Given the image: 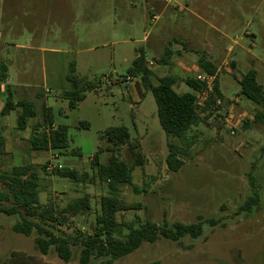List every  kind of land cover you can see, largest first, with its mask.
<instances>
[{
  "label": "rangeland",
  "instance_id": "1",
  "mask_svg": "<svg viewBox=\"0 0 264 264\" xmlns=\"http://www.w3.org/2000/svg\"><path fill=\"white\" fill-rule=\"evenodd\" d=\"M236 14L242 20L231 22ZM167 42L190 43L186 49L193 47L210 58L218 70L222 96L221 105H210L203 123L189 132L190 147L178 142L183 164L175 173L165 164L168 150L151 93L146 92L139 110L152 114L155 124L149 123V130L156 128L153 137L163 144H149L143 126L134 132L135 120L142 118L133 107L138 95L132 85L142 88L140 80L114 84L127 75L138 48L155 70L160 68L156 60ZM24 69L27 74L18 80L16 72ZM249 70L257 73L256 82L264 90V0H0V74L9 79L11 100L32 102L37 115L29 126L38 130L44 126V106L49 108L53 125L67 126L69 148L81 154L77 160L63 153L31 152L28 138L18 134L14 111L0 118L7 127L12 125L10 133H14L3 138L0 132V141L4 139L0 172L35 166L41 178L39 201L51 200L56 214L86 196L90 211L60 218L51 231L60 236L90 233L107 183L98 181L89 159L108 145L103 138L106 129L125 126L139 144L142 164L131 173L132 186H122L118 197L140 208L117 215L120 233H127L128 224H194L200 217L202 234L179 242L159 238L143 243L111 264H264V104L257 107L239 94L238 82ZM71 75L90 82L109 76L107 91L104 86L100 92H86L84 100L69 110L62 94L72 89L67 79ZM176 76H181L178 70ZM257 114L260 118L255 119ZM81 122L88 127L79 128ZM119 154L131 165L134 157L127 147ZM109 155L105 151L100 160L106 162ZM51 160L87 176L81 183L60 178L45 171ZM254 190L259 202L242 211ZM5 204L0 201V206ZM18 220L0 213V264H81L79 247L71 249L69 262L53 248L41 255L35 232L25 237L12 231ZM207 220L216 223L211 226ZM100 261L92 258L88 264Z\"/></svg>",
  "mask_w": 264,
  "mask_h": 264
},
{
  "label": "trees",
  "instance_id": "2",
  "mask_svg": "<svg viewBox=\"0 0 264 264\" xmlns=\"http://www.w3.org/2000/svg\"><path fill=\"white\" fill-rule=\"evenodd\" d=\"M136 55L127 69V75L138 78L144 91L150 92L154 99L158 125L167 139L174 140V142H167L168 154L165 164L169 171L175 173L183 164L179 157L181 148L177 143L180 142L182 146L189 148L190 142L187 140L189 132L204 121L198 117L195 108V93L200 90L201 86L194 79L185 78L182 82L193 93L179 94L174 88L177 78L172 75L158 79L157 84L154 85V74L146 67L144 52L138 48ZM170 56L171 52L166 48L156 62L166 64L169 62ZM197 65L206 74L216 73V67L204 58L199 59ZM256 74L254 70H249L240 79L238 82L239 94L255 106L260 107L264 104V90L256 82ZM4 78V75L0 74V82ZM67 79L72 83V89L63 92L62 98L67 100L69 110H74L77 104L84 100L86 92L96 91L100 84V81H84L75 75L68 76ZM4 93L6 100L0 115L7 116L10 111L18 108L16 129L22 132L28 126L29 121L37 115L34 106L28 100H20L13 104L8 86L5 87ZM214 93L218 98H222L218 90V77L214 83ZM213 102V98L209 99L203 110L206 111ZM43 110L44 126L40 130L37 129L38 126H32L31 136L28 140L30 150L34 152L52 151L80 157L79 150L69 148L67 126L58 125L54 129H48L45 125L50 127L53 124L50 109L44 108ZM257 116L255 119L260 118V114ZM87 127L86 123H79V128ZM218 128H221V125ZM103 138L108 145L105 149L98 148L93 154L91 162L98 181L107 183V195L100 199V208L94 214L90 233L85 234L77 231L72 235L60 236L51 231L54 224L61 223L60 218L83 216L90 211V205L87 197L84 196L67 205L60 214H56L51 200H47L44 204L40 203L38 189L41 178L38 169L31 164L14 166L7 172H0V187L3 189L0 191V201L6 203L0 206V213L8 217L18 216L19 218L12 225V231L25 237H29L35 232L34 243L41 255H47L50 248H53L57 256L64 262H69L71 249L79 247V262L81 264H88L92 258L101 259L98 264H111L132 253L143 243H154L159 238L179 242L186 236L191 239L200 237L202 234V218L200 217L194 224L163 222L159 225L148 221L137 227L128 224L125 225L127 233L125 235L120 233L121 227L117 222V215L120 212L140 208L139 204H127L118 197L122 186H132L131 173L142 164L140 163V153L137 151L139 144L131 139L125 126L106 129ZM0 146H2V141H0ZM123 147H127L131 156L134 157L129 166L120 159L119 149ZM105 151H109L110 155L106 162H102L100 159ZM52 173L75 183L83 182L87 176L86 173L78 174L65 168L55 169ZM258 202L259 193L254 190L253 196L246 200L241 210H250ZM206 222L211 226L216 223L214 220Z\"/></svg>",
  "mask_w": 264,
  "mask_h": 264
},
{
  "label": "crops",
  "instance_id": "3",
  "mask_svg": "<svg viewBox=\"0 0 264 264\" xmlns=\"http://www.w3.org/2000/svg\"><path fill=\"white\" fill-rule=\"evenodd\" d=\"M152 17H154V16H152ZM230 20H232L231 22H234V20H242V18L239 15L236 14V15H231ZM187 44H190V43H186L185 42V44H181V46H179V45H176V44H171V42H167V44L165 45V48L164 49H166L167 47H169V50L171 52V56H170L169 62L166 63V64H160V68H157V70H155L154 67L152 69H150L153 72V74H154V78H153L154 85L157 84V80L158 79L166 76L165 74L167 72H174V73L176 72L177 73V70H178V72L181 74L180 77L176 76V73L174 75H172V76H174V77L177 78V82H176V85L174 87L175 88V91L177 93H179V94H183V93H193V91H191V89L188 86H186L182 81L185 78H192L193 79L196 74L205 73L197 65L198 60L201 59V58H204V55H202L201 52H198V50H196L193 47H190V48L186 49V45ZM18 48L21 49V50H24L23 46L18 47ZM164 49H163V52H164ZM211 51L212 50L209 48V52H211ZM161 55H159L158 58ZM136 56H135V58H136ZM135 58H133V60ZM205 60H207L208 62H210V58H206ZM172 65H174V67L176 66L175 67L176 68V71H170V68L172 67ZM23 68H24V66H23ZM157 73H163V75L157 74ZM190 73H193V74H190ZM26 74H27V70H25V69L23 71L16 72V76H17L18 80L22 79L23 76L26 75ZM6 77L4 78V80L2 82H0V112H1V110L3 108V105H4L5 100H6V94L4 93L5 92V87L8 86V89L10 91V88L9 87L11 86L10 85V82H9V79L6 78ZM102 81H100V84L98 85L96 91H92V92H100L101 90H103L104 86H105L104 89L107 91L108 83H105V82H102ZM132 86H133L134 90L136 91V94L138 95V101L136 102L137 104H134L133 107H135L137 113L142 118V119L135 120L134 132L137 131L135 129H138V131H141L140 127L143 126V132L142 133L145 135V139L148 140L149 144H151V145H155V144H158V143L159 144H163L162 142L156 140V138L153 137L154 134H158V132L156 131V128L154 130H149V123L150 124H155L154 123V118H153L152 114L151 115L150 114H144L143 112H141V110H139L140 109L139 105H141L143 103V98H144V95L146 94V92L144 91L143 88H140L136 84L135 85H132ZM13 87H15V86H13ZM186 88L188 90H186ZM178 89H180V91ZM15 103L16 102L13 101V104H15ZM44 107L46 108V106H44ZM14 111L15 112H19V109L16 108V109L10 111V113L11 112H14ZM132 115L134 116L133 113H132ZM1 117H3V116L0 115V118ZM29 124H30V121H29L28 126L26 127V129L24 131L18 133L19 136H21L22 138H24V139H27L28 138L27 139V142H28L29 137L31 136V132H32V124L30 126H29ZM11 126L12 125H10L9 127H7L6 126V121H3V120L0 121V132H1V135H2L3 138H5L6 135H10V134H13L14 135V133H10V130H13L11 128ZM51 127H53L52 129H54V127H56V126L52 124ZM161 133L164 134L162 130H161ZM163 136H165V134ZM161 138H163V137H161ZM164 139H165V142H164L163 145H167V142L168 141H171V139H167L166 136L164 137ZM3 142H4V139L2 140V145H3ZM29 150H30V147H29ZM31 152H33V151H31ZM51 152L52 151H47V152H43V153L44 154H47V153L50 154ZM37 153H39V152H37ZM0 154H1V151H0ZM53 158H55V157H53ZM53 158H51V159H53ZM70 159H77L78 160V159H81V156L80 157L71 156ZM90 160L91 159H89V162H90ZM81 162H83V161H81Z\"/></svg>",
  "mask_w": 264,
  "mask_h": 264
},
{
  "label": "built area",
  "instance_id": "4",
  "mask_svg": "<svg viewBox=\"0 0 264 264\" xmlns=\"http://www.w3.org/2000/svg\"><path fill=\"white\" fill-rule=\"evenodd\" d=\"M151 19L155 20V17H152ZM145 64L148 69H152L154 65L153 62L148 60L146 57H145ZM216 77H217L216 74L200 73V74H196L193 78L201 86L200 90L195 93V108L197 115L200 119H204L207 114L203 109L206 107V103L208 102L209 99L213 98L214 100L212 104L213 105L212 108H217L221 105V99L215 96L214 93V83ZM109 79H110L109 76H105L102 82L107 83ZM135 80L136 77L126 75L125 77H123V79L114 82V84L116 85L117 83V84L129 85V84H133ZM225 122L229 128H233L228 119H225ZM52 161L53 160L48 161L46 163L45 171L52 172L55 169L62 168L60 165L54 164Z\"/></svg>",
  "mask_w": 264,
  "mask_h": 264
}]
</instances>
